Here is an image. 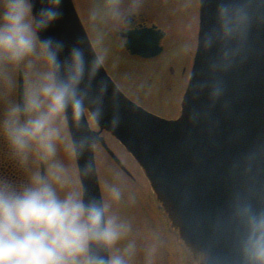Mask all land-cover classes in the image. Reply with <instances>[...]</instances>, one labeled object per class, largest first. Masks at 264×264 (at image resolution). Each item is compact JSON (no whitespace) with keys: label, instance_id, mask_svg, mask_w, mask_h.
<instances>
[{"label":"water","instance_id":"water-1","mask_svg":"<svg viewBox=\"0 0 264 264\" xmlns=\"http://www.w3.org/2000/svg\"><path fill=\"white\" fill-rule=\"evenodd\" d=\"M31 4L37 17L49 6L48 0ZM57 11L58 19L38 37L60 46L52 65L58 80L66 79L73 51L82 53L81 106L69 104L64 112L85 202L103 204L94 145H105L89 127L88 110L144 168L196 264H264L256 259V243L264 241V0H201L195 62L182 115L173 121L145 111L119 90L72 0H61ZM158 40L132 34L126 47L149 57L161 52ZM91 255L109 261L108 248L92 245Z\"/></svg>","mask_w":264,"mask_h":264},{"label":"clouds","instance_id":"clouds-1","mask_svg":"<svg viewBox=\"0 0 264 264\" xmlns=\"http://www.w3.org/2000/svg\"><path fill=\"white\" fill-rule=\"evenodd\" d=\"M48 3L37 17L31 0H4L0 7V61L19 63L39 48L48 64L56 65L60 46L38 37L58 19L61 0ZM84 71L82 53L74 50L66 79L58 80L50 73L29 94L26 119H21L18 107L9 109L0 131L17 154L37 146L45 158L55 155V142L60 139L56 120L69 104L80 108L77 90ZM66 183L63 169L58 168L55 184L62 188ZM121 197L119 188L110 189L113 202ZM108 213L107 203H86L78 191L61 195L53 183L39 175L20 188L0 181V264H105L91 255V246L111 249L127 233V226ZM130 249L113 254L107 264H128ZM256 250L257 261L264 262V241H257Z\"/></svg>","mask_w":264,"mask_h":264},{"label":"rangeland","instance_id":"rangeland-1","mask_svg":"<svg viewBox=\"0 0 264 264\" xmlns=\"http://www.w3.org/2000/svg\"><path fill=\"white\" fill-rule=\"evenodd\" d=\"M73 1L97 55L121 89L155 113H161L164 116L176 113L177 104L180 103V101L178 102L179 98L181 100L180 88L183 89L184 84L182 87L180 84L174 86L176 78L171 77L170 74L168 76L169 72L166 68L161 70V67H158L160 59L140 61L134 58L135 60H132L125 52L122 41L111 33L110 25L112 24L113 12H120L124 9L128 0ZM141 1L143 9L150 12L158 24L162 23L164 27H168V38L171 36L173 38L171 42L173 44L168 50L174 56L172 61L177 65H184L187 60L190 61L197 44L199 0ZM39 55L40 52L37 48L33 60L37 65V71L34 72L35 88L29 87L27 89V98L41 85L43 78L50 74L48 65L42 62L41 56L38 57ZM31 59L23 60L20 67L26 70L27 64L25 65L24 61L26 63L28 61L29 67ZM15 64L0 61V69H11L15 75L13 78L11 76L14 85L13 91L8 87L5 80L1 79L0 81V123H2L9 109L15 106L14 90L17 77ZM153 70L154 73L152 74ZM156 70L159 72L158 76L154 75ZM165 85L174 88L170 89ZM55 126L60 130V139L55 142V155L47 158L46 166L47 171H49L50 182L63 195L68 191H77L75 161L63 114L57 118ZM0 134L3 132L0 131ZM109 143L124 164L136 176L139 185L146 189L147 184L131 156L113 139H109ZM35 147L38 149L37 146ZM96 163L103 204L109 205V216L117 217L127 226V233L124 238L109 249L110 257L113 254H122L131 246L128 264H187L188 257L186 255L183 257L180 254L182 256L181 262L179 252L173 247L176 234L173 235L164 221L161 220V218L163 219L162 211L156 207L157 205L153 206L152 200L154 199L151 191L148 190L150 207L147 195L135 192L133 185L124 178L125 176L121 172L114 168L104 153L97 152ZM58 168L63 169L67 181L62 188L55 184ZM113 187L121 190L122 197L119 202H113L110 199V189ZM146 206L149 207L148 212ZM179 246L181 251L184 246L181 243Z\"/></svg>","mask_w":264,"mask_h":264},{"label":"flooded vegetation","instance_id":"flooded-vegetation-1","mask_svg":"<svg viewBox=\"0 0 264 264\" xmlns=\"http://www.w3.org/2000/svg\"><path fill=\"white\" fill-rule=\"evenodd\" d=\"M4 3V0H0V7L1 4ZM154 26L162 27L161 24L156 23V21L153 19L152 15L149 14L146 10H142L141 7L138 5L137 0H128L127 6L120 10V12H113L112 15V30L117 34H122L125 31H133V30H141L143 28H152ZM165 30V29H164ZM165 37L162 40V45L164 46L163 53L157 57V59H160V63L158 67L162 70L166 68V70L169 72L168 76L170 74L171 77L176 78L174 86L180 84H184V86L187 84L188 75L190 72V66H189V60H187L184 65H177V63L172 61V53H169L167 50V42L171 40V37L168 38V32L165 30ZM35 57V54L31 57H28V59L32 58L29 62L28 67V61H24V64H27V69L21 68L20 65L23 64V61L16 63V85L14 94L15 97L12 94V98L14 97V104L15 107L18 106L17 103V89H18V81H19V71L22 72V80L24 83L25 88V102L27 100V89L29 87L35 88V74L36 72V66L35 62L33 61ZM156 59V58H155ZM40 60V59H39ZM154 60V59H152ZM44 64H46L45 60H42ZM14 64V63H13ZM47 65V64H46ZM182 66V67H181ZM14 71V69H13ZM156 73L154 75L158 76L159 72L158 70L155 71ZM154 73V70L152 74ZM15 76L11 69L2 70L0 69V81L1 79L5 80L7 82L8 87L13 91V80L12 78ZM30 77V79H29ZM37 78V75H36ZM166 78V77H162ZM170 78V77H169ZM158 79V78H156ZM186 79V80H185ZM41 81V80H39ZM185 81V83H184ZM9 83V84H8ZM29 84V86H28ZM166 84V83H165ZM10 85V86H9ZM166 87H170L172 89L173 86L165 85ZM174 88V87H173ZM184 89V87H183ZM183 89L180 88V96L182 94ZM169 92V90H167ZM173 93V92H170ZM177 113H172L169 116H165L167 118H175L177 116ZM158 114V113H157ZM161 116H164L163 114H159ZM27 117L25 116V119ZM102 135L105 137V134L102 133ZM45 157L41 154L39 148L36 149L35 146H30L29 150L25 152L24 154H17L12 146L10 145L8 139L4 134H0V181L6 182L10 185H13L17 188L27 186L30 184V181L37 175H39L43 180L46 182H50L49 178V171H47V167L45 169V172H42V164H45ZM131 183L135 186L139 185L135 183L137 181V178L133 173L130 174ZM77 186V184H76ZM77 191L80 192V186L78 183Z\"/></svg>","mask_w":264,"mask_h":264}]
</instances>
